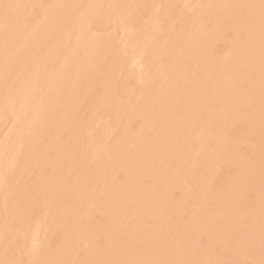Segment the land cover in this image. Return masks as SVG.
Returning <instances> with one entry per match:
<instances>
[{"label":"bare ground","instance_id":"1","mask_svg":"<svg viewBox=\"0 0 264 264\" xmlns=\"http://www.w3.org/2000/svg\"><path fill=\"white\" fill-rule=\"evenodd\" d=\"M0 195V264H264V0H0Z\"/></svg>","mask_w":264,"mask_h":264},{"label":"rangeland","instance_id":"2","mask_svg":"<svg viewBox=\"0 0 264 264\" xmlns=\"http://www.w3.org/2000/svg\"><path fill=\"white\" fill-rule=\"evenodd\" d=\"M1 196V195H0ZM0 241H1V237H0ZM31 243V242H30ZM1 244V243H0Z\"/></svg>","mask_w":264,"mask_h":264}]
</instances>
